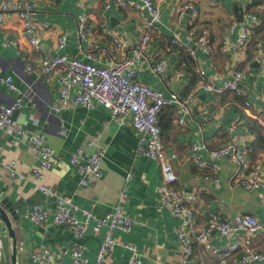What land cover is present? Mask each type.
Masks as SVG:
<instances>
[{"label":"crops","instance_id":"crops-1","mask_svg":"<svg viewBox=\"0 0 264 264\" xmlns=\"http://www.w3.org/2000/svg\"><path fill=\"white\" fill-rule=\"evenodd\" d=\"M34 1V16L40 22L52 24L51 30L41 35V52L28 45L13 19L0 26V67L3 76L12 77L18 88L11 91L0 82V111L12 105L17 98L23 100L13 123L6 129H0V214L6 216L15 233L13 238L0 215V248L4 251L0 264H30V253L43 247H49L57 256L49 264H74L69 253L74 243L72 232L54 225L52 221L41 227L27 217L35 205L51 212L57 207L54 198L39 190L40 183L52 187L57 195L72 199L81 209L90 210L100 218L120 204L124 214L133 222L132 229L130 232H114V240L119 244L104 264H132L134 253L125 245L136 248L138 264H180L182 255L176 231L180 221L160 201L157 189L162 182L161 168L152 159L137 155L138 135L133 127L121 126L101 105L92 109L73 105L56 111L53 105L60 98L57 84L49 85L43 76L29 69L30 64L39 70L38 59L43 52L52 56L68 55L101 65L120 59L110 34L118 33L131 47L136 45L141 38L138 27L144 18L150 16L143 0H126L138 2L141 6L139 11L114 7L104 10L105 0H96L99 4L98 20L105 24V31L82 43L76 34L77 19L82 14L78 0ZM155 1L161 6V17L149 44V61L143 63L137 80L167 98L177 94L191 99L188 110L181 111L178 105H171L160 115L165 149L169 156H174L172 163L181 178L177 188L186 194L192 188L194 193H198L201 213L198 224L204 221L203 211H212L227 219L251 214L264 225V187L248 189L233 181L239 175L248 176L257 163L264 166V0ZM180 8L184 9L183 13H180ZM248 14L257 15L260 20L250 44L243 52H236L230 46L224 50L225 39L231 44L238 40ZM192 26L210 31V52L197 47L190 39ZM61 34L67 36V44L63 48L58 45ZM175 36L181 47L172 43ZM8 40L17 43L10 44ZM258 45H261L262 55H259ZM100 48L105 49L100 51ZM87 52L92 53L95 59L89 60ZM150 61L152 66L166 62L165 79L153 72ZM201 71L218 87L232 81L236 71H243L245 79L242 84L246 95L239 97L231 92L216 94L204 90L209 79L204 81ZM248 101L251 102L250 107L246 106ZM177 117L183 120V126L176 123ZM237 123L238 130L230 133L228 128ZM247 123L254 124V127ZM17 126L30 133L44 135L55 151V163L40 182L30 175L31 169L40 163L39 155L18 137L14 131ZM248 133L256 137V144H250L248 166L228 158L212 160L210 153L213 150L228 142L241 144L243 136ZM194 145L199 146L196 152ZM99 149L106 151L103 178L99 181L90 179L87 186H81V176L78 168L71 164V158L81 150L82 160L86 161ZM195 153L205 162L216 164V167L206 170L211 176L210 181L193 162ZM11 159L18 160L17 170L26 178L13 177L4 171L2 164ZM215 179L219 181L218 185ZM122 193L126 198L120 203ZM77 218L84 219L81 213ZM107 229L94 223L90 226L83 239L84 257L88 264L97 263L99 247ZM252 238L254 246L264 252V235L257 232L252 234ZM227 242L214 232L209 241L212 248L205 253L197 251L194 263L240 264L239 254L223 257V247Z\"/></svg>","mask_w":264,"mask_h":264},{"label":"built area","instance_id":"built-area-1","mask_svg":"<svg viewBox=\"0 0 264 264\" xmlns=\"http://www.w3.org/2000/svg\"><path fill=\"white\" fill-rule=\"evenodd\" d=\"M47 1V0H46ZM52 1V0H48ZM54 1V0H53ZM144 6L149 11V18H144L138 27L141 32V38L135 46L131 47L118 33L110 34V38L115 50L121 58L111 60L108 65L94 64L79 58L68 55L52 56L43 52L38 59L39 70L29 64V69L37 75L45 78L49 85L54 82L58 86L60 98L53 107L56 111L68 109L74 106H80L85 109H92L96 105L107 108L113 118L121 126L133 127L138 135L137 155L152 159L159 164L162 172V182L157 189L158 196L163 205L170 211L173 217L180 221L176 231L180 240V252L182 260L180 264H195L194 258L197 251L200 253L208 252L212 247L209 246L210 237L214 232L220 234L228 242L223 247V257L229 258L239 254L240 264H252L257 261L264 262V252L259 251L253 244L252 234L261 232L264 235V225L261 224L254 215L243 214L234 218H223L212 211H203L204 221L198 224V215H200L198 193H185L177 188L181 183L180 176L175 172L172 158L169 156L162 139V128L160 125V115L162 111L171 105H178L181 111L188 110L191 101L190 97H181L173 94L170 98L165 97L161 92L146 86L137 80L139 71L145 61L148 60V48L152 36L154 35L157 23L161 17V6L155 0H143ZM78 5L82 14L77 19V37L82 43L91 40L93 36L100 31H105V24L98 20L99 4L96 0H78ZM122 10L139 11L141 6L138 2H128L126 0H105L103 9L111 8ZM183 13V8H180ZM34 0H0V26L11 19L21 28L22 34L28 45L36 52L42 51L41 35L51 30L52 24L49 22H40L35 16ZM260 20L257 15L248 14L242 25L238 40L230 43L225 39L224 50L229 46L236 52H243L252 40V33L259 25ZM190 39L195 45L206 52H210L209 40L210 31L208 29H198L192 26L190 29ZM10 41V40H8ZM7 42V41H6ZM10 44H16L17 41H10ZM174 45L181 43L177 36L172 39ZM67 44V36L61 34L58 38L60 48ZM105 48H100L103 51ZM259 55L261 45H258ZM193 55V53H190ZM89 60H94L95 56L87 52ZM150 66L154 73L166 78L167 65L165 61ZM204 81L207 77L204 71H201ZM245 79L243 71H236L233 74L232 81L224 86H216L210 79L204 90L216 94L231 92L239 97L246 95L244 85ZM0 82L4 83L11 91H17V86L13 83L12 77L3 76L0 67ZM72 92L74 97H72ZM23 106L22 98H17L12 105L0 111V129H6L13 123L14 115ZM247 107L251 102L246 103ZM176 123L184 125L183 120L176 118ZM241 124V123H240ZM239 123L233 124L228 128L230 133L238 130ZM14 131L20 139H23L39 155L40 163L37 167L31 169V177L35 180L43 178L45 172L49 171L56 159L54 149L48 144L44 135L33 134L21 126H17ZM65 131H62L64 134ZM256 137L248 133L243 136L242 143L228 142L219 149L210 153L212 160L228 158L232 162L248 166L250 163L249 153L251 152V143H255ZM199 149L198 145L193 146L194 152ZM2 151V147L0 146ZM83 152L77 150L71 158V164L78 168L80 174V185L87 186L89 180L99 181L103 178V161L106 155L105 149H99L92 154L86 161L82 160ZM198 166L206 180H211V176L206 173L210 167H216L214 163L205 162L201 156L195 153L192 158ZM1 164V163H0ZM4 171L10 176H17L20 179L26 178V175L17 170L18 160L11 159L8 163H3ZM131 178L129 175L128 179ZM236 184H243L248 189H256L259 186L264 187V166L257 163L254 169L248 175H239L233 179ZM219 181L215 179V184ZM38 188L47 197L54 198L57 203L55 211H48L35 205L28 211L27 217L36 225L44 227L52 221L56 226H63L69 229L74 235V243L69 253L74 264H88L84 257L85 244L83 239L89 232L90 226L94 223L98 227H107V232L102 240L97 254V263L104 264L109 254H111L117 243L114 240V232L122 230L130 232L133 222L127 217L120 204L116 209L108 213L105 217H98L94 212L81 209L72 199L59 196L54 189L48 185L40 183ZM126 194L122 193L119 202L122 203ZM264 205V194L262 196ZM81 213L83 220L77 218ZM134 256L131 259L132 264H138L137 250L133 245H125ZM63 252V251H62ZM61 252V253H62ZM65 252V251H64ZM4 256V251L0 248V261ZM30 264H49L56 260L57 256L49 247H43L38 251L30 253Z\"/></svg>","mask_w":264,"mask_h":264},{"label":"water","instance_id":"water-1","mask_svg":"<svg viewBox=\"0 0 264 264\" xmlns=\"http://www.w3.org/2000/svg\"><path fill=\"white\" fill-rule=\"evenodd\" d=\"M11 213H12V215H14L13 212H11ZM0 215H1V217L6 221L8 227H9V229H10V231H11V235L13 236V238H15V233H14V231H13L12 228H11V224H10V222L6 219V216H5L4 214H0ZM14 240H15V244H16V239H14Z\"/></svg>","mask_w":264,"mask_h":264},{"label":"trees","instance_id":"trees-1","mask_svg":"<svg viewBox=\"0 0 264 264\" xmlns=\"http://www.w3.org/2000/svg\"><path fill=\"white\" fill-rule=\"evenodd\" d=\"M249 124V125H248ZM247 125L249 126V127H254V124H252V123H247ZM256 143H254V145H255Z\"/></svg>","mask_w":264,"mask_h":264}]
</instances>
